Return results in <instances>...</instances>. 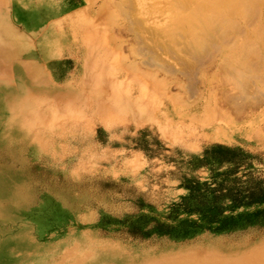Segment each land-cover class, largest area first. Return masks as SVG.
Wrapping results in <instances>:
<instances>
[{"label":"rangeland","instance_id":"obj_1","mask_svg":"<svg viewBox=\"0 0 264 264\" xmlns=\"http://www.w3.org/2000/svg\"><path fill=\"white\" fill-rule=\"evenodd\" d=\"M173 2L0 0V264H155L264 248V204L226 205L227 227L181 206L196 186L264 180V105L237 113L223 94L237 93L223 62L259 76L250 90L264 92V7H221L218 40L235 45L193 93L187 77L144 74L139 44L119 32L128 13L167 29L176 40L163 38L162 58L177 66L169 57H184L200 16Z\"/></svg>","mask_w":264,"mask_h":264},{"label":"bare ground","instance_id":"obj_2","mask_svg":"<svg viewBox=\"0 0 264 264\" xmlns=\"http://www.w3.org/2000/svg\"><path fill=\"white\" fill-rule=\"evenodd\" d=\"M254 1H258V3L260 1L261 4H259V6L261 5L260 7H264V0ZM238 2L239 0H179V7L181 8H177L176 4H178V2H173L172 5L175 3L174 7L176 9L180 10L183 8L184 10V7H186L188 10H185H187L189 14L200 16L198 23L201 24V26L199 24L198 27H194L193 30L191 28V30L187 31L186 36L182 37L184 39V42L181 44L182 50L185 52V55L183 54L184 57H169V59L176 62L177 66L171 63L169 60L166 61L164 58H162L163 55H169L164 53L165 51L167 52L168 40L165 42L163 38L171 36V39L176 40L174 35H168L169 31H167V29L152 27L145 23L144 24L147 26H143L144 24H141V22L139 23L138 21L132 20L131 13H128L124 15L127 17L129 24L125 26L124 29H119V32L122 33L125 31L130 35H133L135 43L139 44V52L140 56L142 57V70L144 71V74L149 72V69L152 70L156 68L159 69L163 74L171 78L173 77L179 81H183V78L187 77L191 83L189 89L195 93V89L197 88L199 91L202 88L205 89L208 81V70L218 64V61L221 59L219 57L222 52L225 49L235 45L231 39L219 42L218 38L223 36L224 30L223 23L220 24V22L217 20L222 18V15L219 14L221 7H223L224 12H230L231 7H236L235 5ZM258 18L264 19V11L260 13V17ZM177 45L179 46V44ZM256 45L249 44L246 46L248 48L245 49H250ZM159 51H161V53H159ZM223 65L225 70L224 73L226 75L225 78L229 80L230 86L237 90V93H223L224 96L229 98V103L232 105L231 107L235 109L237 113H246L248 111L254 113L257 111V109L259 110L260 107H263L264 92L259 89L250 90L252 87H254V84L258 79H260V77H248V75L241 72L237 66L231 64L230 62H223ZM148 75L150 76L151 73ZM156 78V75L153 76V79L156 80ZM153 79L152 81H154ZM142 113L144 114V112ZM253 117L254 114L251 116L245 115L242 117V119L251 120ZM258 127L261 129L256 131L260 134L259 131H264V127H262L261 124L258 125ZM102 258L107 259L106 257ZM155 264H264V248L255 249L249 251L248 253L234 255L233 257L229 258L216 254L191 252L175 258H168Z\"/></svg>","mask_w":264,"mask_h":264},{"label":"trees","instance_id":"obj_3","mask_svg":"<svg viewBox=\"0 0 264 264\" xmlns=\"http://www.w3.org/2000/svg\"><path fill=\"white\" fill-rule=\"evenodd\" d=\"M226 152L231 153L232 151ZM192 190L193 193L186 201L187 203L181 206L190 213L202 215L208 220V223L218 221L223 227L232 224L233 217L225 216L227 207L235 209L242 206L264 204V180L203 184L192 188ZM226 205L228 206L226 207ZM260 214H264V211ZM137 232L139 231L137 230Z\"/></svg>","mask_w":264,"mask_h":264}]
</instances>
